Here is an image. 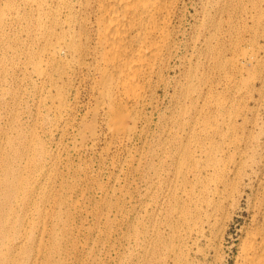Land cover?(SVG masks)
Returning <instances> with one entry per match:
<instances>
[{
  "label": "rangeland",
  "instance_id": "rangeland-1",
  "mask_svg": "<svg viewBox=\"0 0 264 264\" xmlns=\"http://www.w3.org/2000/svg\"><path fill=\"white\" fill-rule=\"evenodd\" d=\"M81 5L0 0V264H234L264 220V0L180 1L126 139L52 51Z\"/></svg>",
  "mask_w": 264,
  "mask_h": 264
},
{
  "label": "bare ground",
  "instance_id": "bare-ground-1",
  "mask_svg": "<svg viewBox=\"0 0 264 264\" xmlns=\"http://www.w3.org/2000/svg\"><path fill=\"white\" fill-rule=\"evenodd\" d=\"M180 1L83 0L84 11L79 20L72 14L57 20L58 25L66 29L61 33L62 44L52 46V51L64 50L81 66H96L97 82L103 86L99 97L108 100L109 130L114 137L126 139L132 130V126L125 123L132 107L122 103L115 105L119 103L117 100L126 104L140 100L144 88L137 80L149 78L158 71L156 65L166 63L164 55L171 45ZM55 12L59 13L58 7ZM76 28L79 35L72 39ZM66 36L69 41L65 40ZM254 58L255 54L250 53L249 65ZM31 193L30 188L24 195V207L32 203ZM252 222V228L245 231L241 240L234 264H264V220L257 224Z\"/></svg>",
  "mask_w": 264,
  "mask_h": 264
}]
</instances>
